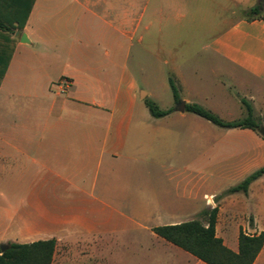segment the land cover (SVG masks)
I'll list each match as a JSON object with an SVG mask.
<instances>
[{
	"label": "crops",
	"instance_id": "obj_1",
	"mask_svg": "<svg viewBox=\"0 0 264 264\" xmlns=\"http://www.w3.org/2000/svg\"><path fill=\"white\" fill-rule=\"evenodd\" d=\"M186 1L103 0L105 14L95 26L94 0H71L69 5L59 0H36L24 31L0 30V74L4 73L0 84V245L51 239L58 245L59 237L71 235L79 239L96 237L110 248L103 237L108 233L106 228L126 232L128 225L135 224L144 231L141 220L157 216L174 219H162L152 225L149 234L167 250L166 255L175 248L183 252L157 236L153 228L183 223L178 219L195 216L213 203L206 200L213 194L200 197V182H178L174 194L178 207L168 208L167 200L157 189L147 194L143 184L124 179L111 184L103 180L99 194L97 180L82 175L81 162L92 164L94 160L98 166H120L138 160L146 137L157 142L158 138L177 136L180 131L203 137L204 146L208 144L221 152L225 147L230 152L219 156L215 165L227 161L231 170L227 174L241 171L242 178L264 165V138L258 133L224 129L175 107L180 102L185 106L197 104L225 122H235L245 119L247 112L241 117H233L232 113L229 117L227 112L247 100L255 118L256 113L264 117L263 95L246 99L230 96L224 83L216 79L220 76L217 74H223L235 80L242 90L251 85L250 80L264 84V18L248 21L243 15L259 0ZM63 21L67 28L64 38ZM189 23L226 27L213 32L201 50H194L193 36L181 34ZM23 34L30 43L21 42ZM135 40L159 59L172 58V62L159 60L156 72L169 87V78L174 80L180 102L176 103L173 97L166 109H161L155 89H147L148 99L161 110L173 109L162 118L151 116L162 127L144 128L134 123L138 102L146 107L145 99L135 98V91L141 88L126 65L127 41ZM200 51L218 65L209 70L212 80L211 74L199 66L176 64L177 58L195 57ZM54 61L62 64L61 70L47 73V65ZM61 78L72 80V102L85 108L75 120H71L70 112L63 114V107L56 106L57 98L50 89ZM94 90H100L99 94H93ZM94 104L110 107L115 127L109 120L102 128H94ZM190 114L200 119L190 118ZM71 121L73 127L69 126ZM226 130L229 132L222 137L220 131ZM65 152L70 153L69 165ZM111 194H116L118 206L110 202ZM236 242L234 248L224 244L237 252L238 239ZM170 256L174 261L171 253Z\"/></svg>",
	"mask_w": 264,
	"mask_h": 264
},
{
	"label": "rangeland",
	"instance_id": "obj_2",
	"mask_svg": "<svg viewBox=\"0 0 264 264\" xmlns=\"http://www.w3.org/2000/svg\"><path fill=\"white\" fill-rule=\"evenodd\" d=\"M59 1L69 5L71 0ZM94 2V11L96 15L94 23L96 26L100 21L99 17L104 16L105 10L103 0H94ZM204 2L206 3V1ZM186 3L190 2L187 0ZM65 25L66 23L63 21L61 24L63 38L66 35L67 29ZM184 26L181 34L187 37L190 35V38L193 36L194 45L192 47L194 50H201V46L209 43V37L213 32L226 27L225 25H200L199 23H189ZM127 44V69L130 71L131 75L136 78L141 88L140 91H135V98L142 101L148 98L147 89L152 87L155 89L157 95L156 102L159 103V107L161 109H166L167 104L173 100V93L167 83L163 84L156 70L160 65L159 60L163 62L165 60L172 62V58L159 59L153 56L151 50L142 47L137 40L131 43L127 41ZM30 59L31 58L28 57L29 62H31ZM102 60L100 54L99 61ZM180 63L186 64V66H199L207 70L208 74H211V72H209L210 68L218 67L204 51H200L199 55L195 57L177 58L176 64ZM170 65L172 66L173 64ZM162 66L165 67L164 64ZM61 67L62 64H60L59 61L51 62L47 65V73H58ZM218 75L220 76L216 79L221 81L222 84L224 83L225 90L230 96L236 98L243 96V99L251 95L258 96L261 94L264 96L263 83L248 80L251 82V85H247V89L242 90L235 80H231V78L223 74H217V76ZM212 79L213 74H211V80ZM211 80L208 82H211ZM72 87L73 84L70 78H61L55 83V86H51L50 89L55 94V98H57L56 106L63 107V114L67 111L70 112L71 120H75L76 117L82 116V109L85 108L72 102L73 99L70 97ZM98 91L100 90H94L93 94L98 95ZM141 92H144L142 97L140 96ZM97 98H99V96H97ZM216 102L218 103L220 100L218 99ZM141 106H143V109H141ZM177 106L178 105L175 104V107ZM92 107L94 128H102L103 123L109 120L112 125L114 122V115L110 107L101 104H94ZM216 109L217 108H215V110ZM231 109L232 110L227 112L229 117L231 113L233 117H241V114L247 112L243 103L240 107L232 106ZM134 113L137 119L136 121L134 120L136 125H142L144 128L163 126L155 119H152L148 109H146L141 102H138ZM189 116L190 118H199L193 114ZM256 116L261 123L260 128L264 127V117H262L260 113H256ZM60 123H63L62 120ZM136 125L132 127H136ZM69 126L73 127L72 121ZM113 127H115V122ZM227 132H229V130L220 131L222 137ZM180 133L181 134L177 136L173 135L158 138L157 142L154 140L150 141V139L146 137L144 139V144L139 148V159L131 163H122L120 166L117 164L107 165L106 163L98 166L97 162L94 160L92 164L81 162L82 175L85 179L97 180L98 187L96 191L99 194L101 193L103 180L109 181L111 184H117L120 179L133 181L136 184H143V187L147 189V194L157 189V192L163 194L167 200L168 208L178 207L174 196L177 183L183 182V184H185L187 179L191 184L196 180L201 183L200 197H203L204 194H213L206 198V200H211L213 203L211 202L210 205L206 203V207L200 212L212 210L214 208L219 209L217 235L224 240L227 246L233 248L237 246L236 240L241 231L248 235H255L264 231V178L255 181L251 185V190L248 194H228L227 190L240 184L245 177L242 178L241 171L239 174H227L231 172L228 168L227 161L221 165L219 163L215 165V162L219 160L218 157L223 155L224 152H228L225 150V147H222V152L217 149L215 151L211 149L208 144L205 146L203 145V137L199 138L185 131H180ZM216 135H218V133H216ZM211 138H213V135ZM151 148L153 149L152 151ZM63 155L66 157L65 162L69 165L70 153L65 152ZM219 173H223L220 180L218 179ZM182 190L183 186L181 185L180 191ZM99 197L101 196L98 195V198ZM110 197V202L118 206L116 194H111ZM199 202L200 204H204L202 201ZM199 213L195 216L180 218L178 222L201 219ZM162 219L173 220L174 218H162L157 216L143 218L141 220V225L145 227L144 231H141V228L139 229L135 224L128 225L126 232H121V229H114L113 227L106 228L108 233H105L103 237L107 238L110 248L107 243L102 242L96 237L82 239L71 235L59 237L57 239L58 245L53 264H166V262L167 264H204L183 253L184 251L182 252L176 248L172 251H168V255H166L167 250L158 244L156 237L154 238L149 234L152 225L160 223L159 221ZM51 224H53V222ZM109 232L112 234L109 235ZM166 248L170 249V247ZM170 253L174 261L171 260ZM255 264H264V249Z\"/></svg>",
	"mask_w": 264,
	"mask_h": 264
},
{
	"label": "trees",
	"instance_id": "obj_3",
	"mask_svg": "<svg viewBox=\"0 0 264 264\" xmlns=\"http://www.w3.org/2000/svg\"><path fill=\"white\" fill-rule=\"evenodd\" d=\"M35 2L36 0H0V30L8 33L24 31ZM243 15L248 21L261 20L264 18V7L259 3L244 11ZM3 76L4 73H1L0 84ZM169 85L175 102H180L179 89L172 78H169ZM144 102L154 118H162L173 112V109L161 110L151 99L146 98ZM242 103L246 107L247 117L235 122H225L197 104L187 105L186 111L224 129H250L259 134L261 123L255 118L252 105L245 100ZM261 178H264V165L240 184L228 189L227 193L248 194L250 186ZM218 213V208L205 210L201 213V219L158 226L153 228V232L204 264H255L264 248V231L255 235L241 231L238 237V251L234 252L217 236ZM56 247L57 242L54 239L29 244L7 243L5 250L0 247V264H53Z\"/></svg>",
	"mask_w": 264,
	"mask_h": 264
},
{
	"label": "water",
	"instance_id": "obj_4",
	"mask_svg": "<svg viewBox=\"0 0 264 264\" xmlns=\"http://www.w3.org/2000/svg\"><path fill=\"white\" fill-rule=\"evenodd\" d=\"M259 3L262 4L264 7V0H259ZM21 42L23 43H30L27 39V36L25 34L22 35ZM144 95V92L141 93V97ZM186 109V106L183 102H180L177 106V110L184 112ZM259 134L264 138V127L260 128ZM1 250H5V245H0Z\"/></svg>",
	"mask_w": 264,
	"mask_h": 264
}]
</instances>
